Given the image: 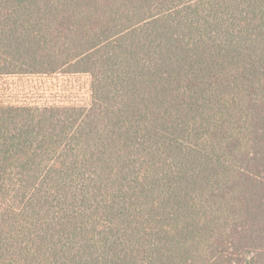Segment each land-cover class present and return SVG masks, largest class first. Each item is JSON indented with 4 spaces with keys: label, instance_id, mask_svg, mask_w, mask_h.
Here are the masks:
<instances>
[{
    "label": "trees",
    "instance_id": "16d2710c",
    "mask_svg": "<svg viewBox=\"0 0 264 264\" xmlns=\"http://www.w3.org/2000/svg\"><path fill=\"white\" fill-rule=\"evenodd\" d=\"M0 264H264V0H0Z\"/></svg>",
    "mask_w": 264,
    "mask_h": 264
},
{
    "label": "rangeland",
    "instance_id": "374dc122",
    "mask_svg": "<svg viewBox=\"0 0 264 264\" xmlns=\"http://www.w3.org/2000/svg\"><path fill=\"white\" fill-rule=\"evenodd\" d=\"M91 80L87 75L0 76V103L45 107L51 105H79L91 102Z\"/></svg>",
    "mask_w": 264,
    "mask_h": 264
}]
</instances>
